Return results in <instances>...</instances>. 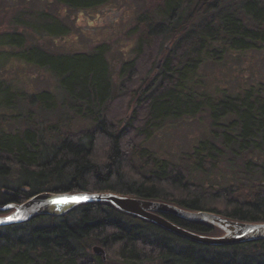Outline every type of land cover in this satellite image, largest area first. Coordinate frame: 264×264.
Returning a JSON list of instances; mask_svg holds the SVG:
<instances>
[{"label": "trees", "instance_id": "1", "mask_svg": "<svg viewBox=\"0 0 264 264\" xmlns=\"http://www.w3.org/2000/svg\"><path fill=\"white\" fill-rule=\"evenodd\" d=\"M57 1L85 8L105 0ZM144 16L141 14L137 19L139 50L144 52L138 58L148 54L145 46L149 43L147 39H151L149 36L174 33L176 41L163 56L158 72L142 81L140 92L138 89L133 93L131 104L139 100L137 96L143 95L142 99L137 101L130 120L125 124L120 121L119 128L108 119L107 107H104L115 99L112 100L110 66L101 49L93 54L68 55L49 53L35 46L23 50L21 59L57 76L59 86L66 93L68 110L86 119L92 118L95 125L89 132L61 134L58 125L69 120L68 113H64L59 116L57 126L45 129L50 138H55L48 144L38 131L5 132L2 129L5 120L0 113V178L10 177L14 166L21 177L14 187L3 181L0 206L23 203L44 191L116 193L172 203L188 210L210 211L241 222H264V183L258 187L255 180L249 196L245 193L238 196L230 189L217 192L195 187L187 180L186 169L171 167L166 159L157 158L146 147L131 142L132 135L147 140L153 129L167 119L194 115L207 108L220 132H214V140L201 141L194 152L185 154L188 160H197L199 165L195 167L201 169L205 162L214 164L218 155L228 150L236 156L253 151L264 153V83L213 97L198 93L192 83L207 59L220 60L224 53L233 50L264 47V0H164L153 16ZM20 41L19 36H14L10 44ZM137 68L138 59L126 61L120 73L133 76ZM8 88L0 84L2 109L13 106L16 101ZM25 100L39 109L50 110L58 105L56 96L48 91L36 92ZM142 106L145 110H141ZM143 111L144 117L138 118ZM227 116L234 119L220 125ZM100 150L102 156H99ZM135 161L138 166L149 168L132 170L130 163ZM260 172L264 180V167H260ZM214 201L224 203L225 208L214 205ZM7 213L0 210V215ZM165 217L195 233H222L207 222L172 214ZM174 241L186 243L188 250L184 251L181 246L175 251ZM94 243L106 248L119 245L118 257L129 264L155 257L162 261L172 257L171 264H252L255 261L253 255L238 260L235 255L213 254L212 246L207 249L203 243L123 212L107 201H88L61 216L38 215L28 222L0 226V264H105L101 257L89 252ZM195 247L206 250L196 253ZM226 247L264 248V240L213 248ZM260 261L264 262V257Z\"/></svg>", "mask_w": 264, "mask_h": 264}, {"label": "rangeland", "instance_id": "2", "mask_svg": "<svg viewBox=\"0 0 264 264\" xmlns=\"http://www.w3.org/2000/svg\"><path fill=\"white\" fill-rule=\"evenodd\" d=\"M163 1L105 0L85 8H77L57 0H0V84L8 86L9 94L16 97L13 106L6 109L0 106L1 116L5 120L2 129L7 133H22L28 129L38 131L43 133L49 144V141H54L55 138H50L51 135L45 129L57 126L59 116L64 113H68L69 120L61 121L62 124L58 125L60 128L58 132L61 134L72 136L89 132L95 125L92 118L86 119L68 110L66 93L59 86L57 76L52 71L21 59L23 50L31 46L62 55L93 54L101 49L110 66L114 87L112 100L115 99L104 107H107L108 119H112L117 128L121 125L120 121L123 120L125 124L132 117V110L138 105L137 101H141L143 96H137L136 99L139 100L131 104L133 93L138 89L140 92L143 89L142 81L156 74L161 68L163 56L176 41L175 36H172L174 33L164 37L149 36L151 39H147L149 43L145 46L149 49L148 54L145 53V57L142 58L137 57L144 53L143 49L139 50L140 32L137 28V19L141 14L153 16ZM14 36L21 39L15 45L10 44ZM151 58L154 60L150 61ZM134 59H138L139 67L133 72L134 75L120 73L122 65ZM192 83L198 93L204 92L212 97L223 95L225 92L238 93L264 83V47L233 50L224 53L220 60L207 59L198 69ZM40 91L53 93L58 105L56 103L55 108L50 110L39 109L25 100L26 97L30 98ZM141 110H145L143 106ZM144 114L143 111L138 118H143ZM232 119L234 116H227L219 124H227ZM214 132H220V129L205 108L194 115L163 121V124L153 129L147 140L143 136L132 135L131 142L135 146L146 147L157 158L166 159L171 167L186 169L187 180L192 186L216 189L217 192L230 189L238 196L240 193L251 195L255 180L257 181L255 186L259 187L264 183L260 172V167H264V153L253 151L236 156L228 150L224 155L219 154V159L214 164L209 165V162H205L201 169L195 167L199 165L197 160L190 161L184 157L185 154L194 152L199 142L214 140ZM102 155L103 151L100 150L99 156ZM130 167L135 171V167L143 171L149 168L148 165L138 166L136 161L130 163ZM16 170L18 168L14 166L10 177L4 180L0 178V187L4 185L3 181L9 182L13 187L19 184L21 177ZM207 198L213 199L211 196ZM213 203L225 208V204L220 201ZM221 234L223 231L212 236ZM183 243L174 241L172 248L178 251L183 246L184 251L188 250L187 244ZM204 245L208 246L207 249L211 248V245ZM94 247L102 248L105 258L95 252ZM117 247L119 245L106 248L94 243L89 252L101 257L105 264H129L124 258L118 257ZM213 247L211 248L213 254L235 255L238 260L249 259L253 255L252 259L255 261L252 264H264L260 261L264 257V248ZM202 250L206 249L194 248L196 253ZM172 259L167 257L162 261L155 257L133 264H164V261L171 264Z\"/></svg>", "mask_w": 264, "mask_h": 264}, {"label": "water", "instance_id": "3", "mask_svg": "<svg viewBox=\"0 0 264 264\" xmlns=\"http://www.w3.org/2000/svg\"><path fill=\"white\" fill-rule=\"evenodd\" d=\"M76 197L89 198L86 200L72 199ZM88 201H107L123 212L158 224L179 236L211 246H228L264 240V222H241L210 211L188 210L172 203L116 193H37L23 203L0 206L2 211L12 209L10 214L0 216V226L28 222L38 215L61 216L78 204ZM165 214L177 215L193 221L207 222L219 228L223 231V234L212 236L192 232L168 220ZM94 251L105 258V252L102 248L94 247Z\"/></svg>", "mask_w": 264, "mask_h": 264}, {"label": "snow or ice", "instance_id": "4", "mask_svg": "<svg viewBox=\"0 0 264 264\" xmlns=\"http://www.w3.org/2000/svg\"><path fill=\"white\" fill-rule=\"evenodd\" d=\"M89 197H76V198H72V199H75V200H80V199H84V200H86V199H88Z\"/></svg>", "mask_w": 264, "mask_h": 264}]
</instances>
